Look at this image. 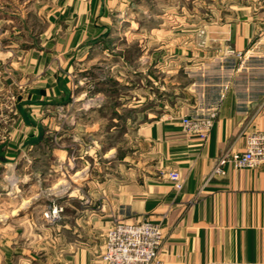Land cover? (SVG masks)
I'll list each match as a JSON object with an SVG mask.
<instances>
[{"label":"rangeland","instance_id":"374dc122","mask_svg":"<svg viewBox=\"0 0 264 264\" xmlns=\"http://www.w3.org/2000/svg\"><path fill=\"white\" fill-rule=\"evenodd\" d=\"M29 2L38 6L37 18L33 13L31 18L38 48L55 17L53 23L63 30L77 25L72 15L55 13L60 0H0V15L20 16L0 28V264H49L63 251L58 240L64 227L104 202L95 194L134 179L130 170L136 173L141 165L136 130L148 121L142 111L160 112L153 101L159 98L157 89L153 94L151 89L154 99L147 106L137 103L140 82L149 76L152 85L169 77L160 68L179 54L177 36L189 30L206 33L224 24L227 15L236 23L243 20L240 7L252 5L251 0H117L111 12L117 20L113 38L101 51L64 56L71 60L65 68L61 52L5 53L13 28L24 32L29 26ZM63 40L61 45L69 38ZM196 45L204 49L205 40L198 38ZM226 47L213 46V62L232 58L225 56ZM249 48L254 52L237 62L264 63V54L257 53L264 50V37ZM189 81L183 71L177 82Z\"/></svg>","mask_w":264,"mask_h":264},{"label":"crops","instance_id":"0c3cea01","mask_svg":"<svg viewBox=\"0 0 264 264\" xmlns=\"http://www.w3.org/2000/svg\"><path fill=\"white\" fill-rule=\"evenodd\" d=\"M251 2L249 8L240 7L245 9L243 20L233 23L227 15L224 24L210 27L205 36L195 30L177 36L174 50L179 54H173L170 64L160 68L169 77L152 82L153 86L149 76L147 82H140L137 103L147 106L154 99L151 89L152 94L157 89L159 98L153 101L160 109L158 113L142 111L148 121L136 130L141 141L140 170L134 173L131 169L134 179L119 189L95 194L104 202L89 216L78 214L64 227L58 240L63 251L51 257L49 264H103L106 234L117 214L129 222L162 224L163 264H264V164L251 170H229L227 176L205 185L222 153L243 150L246 132H264V109L260 110L264 63L239 64L235 58L213 62V46L226 44L249 55L254 52L250 44L264 37V12ZM60 4L55 13L75 17L74 29L69 25L59 28L53 23L59 19L55 17L41 35L45 45L38 48L37 33L32 34L31 26L38 6L32 8L29 2L25 20L29 26L24 32L13 28L12 45L4 47L5 53L54 56L61 52L60 61L66 60L64 67L68 68L71 60L64 56L101 51L116 34L117 20L111 12L117 0H60ZM52 16H48L50 20ZM19 18L17 14L0 15V28ZM66 38L69 40L61 45ZM198 38L205 40L204 49L197 47ZM257 53L264 54V50ZM183 71L190 78L187 83L177 82ZM211 109L218 110L219 118L210 139L201 142L188 137L182 118ZM172 172H178L185 182L180 192L167 180Z\"/></svg>","mask_w":264,"mask_h":264},{"label":"built area","instance_id":"2783aa9c","mask_svg":"<svg viewBox=\"0 0 264 264\" xmlns=\"http://www.w3.org/2000/svg\"><path fill=\"white\" fill-rule=\"evenodd\" d=\"M264 12V0H252ZM205 36V32H200ZM244 52L230 46L226 47V57L243 60ZM261 109H264L262 104ZM219 118L216 109L201 111L194 116L182 118L185 134L201 142H207ZM264 164V132L245 133V147L241 151H227L216 160L214 168L205 185L216 177H225L229 170H251ZM167 180L177 191H182L185 182L178 172L168 174ZM58 214V210L54 211ZM165 242L164 228L161 223L150 220L129 222L121 217L112 219L106 234L103 264H163L160 255Z\"/></svg>","mask_w":264,"mask_h":264},{"label":"bare ground","instance_id":"6f19581e","mask_svg":"<svg viewBox=\"0 0 264 264\" xmlns=\"http://www.w3.org/2000/svg\"><path fill=\"white\" fill-rule=\"evenodd\" d=\"M81 173L78 172L77 176H80ZM83 174V173H82Z\"/></svg>","mask_w":264,"mask_h":264}]
</instances>
